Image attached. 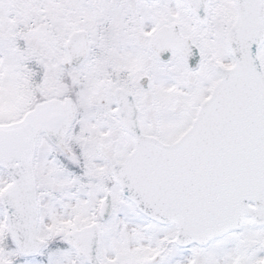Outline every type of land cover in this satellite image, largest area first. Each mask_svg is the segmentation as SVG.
<instances>
[{"label":"snow or ice","instance_id":"obj_1","mask_svg":"<svg viewBox=\"0 0 264 264\" xmlns=\"http://www.w3.org/2000/svg\"><path fill=\"white\" fill-rule=\"evenodd\" d=\"M0 264H264V0H0Z\"/></svg>","mask_w":264,"mask_h":264}]
</instances>
